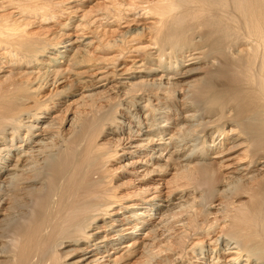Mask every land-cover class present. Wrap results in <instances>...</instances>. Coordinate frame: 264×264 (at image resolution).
<instances>
[{
	"label": "bare ground",
	"instance_id": "bare-ground-1",
	"mask_svg": "<svg viewBox=\"0 0 264 264\" xmlns=\"http://www.w3.org/2000/svg\"><path fill=\"white\" fill-rule=\"evenodd\" d=\"M85 3L0 0V264H129L137 254L133 264H264V0ZM63 13L64 31L35 27ZM136 19L139 28L107 37L110 27ZM133 37L147 42L130 47ZM116 47L117 55L95 56ZM128 54L131 65L120 67ZM199 63L205 70L188 83ZM75 67L86 68L77 72L81 102L57 119L59 102L40 94ZM129 74L139 79L102 86ZM142 100L143 109H134ZM119 114L148 124L153 135L144 139L130 127L129 136H118ZM145 141L163 142L158 159L176 170L175 190L115 194L110 163ZM225 151L234 155L224 159ZM138 230H147L141 240L126 237ZM206 237L217 255L202 262ZM220 242L232 254L224 263ZM74 245L85 255L68 263L65 248Z\"/></svg>",
	"mask_w": 264,
	"mask_h": 264
},
{
	"label": "rangeland",
	"instance_id": "rangeland-1",
	"mask_svg": "<svg viewBox=\"0 0 264 264\" xmlns=\"http://www.w3.org/2000/svg\"><path fill=\"white\" fill-rule=\"evenodd\" d=\"M98 1L99 0H93V1H87L86 0V3H85V5H87L86 9L90 8L93 4H95ZM102 1H104V0H102ZM131 1H143V0H131ZM74 3H76V2H74ZM67 16H68V13H63V15H61L52 24L40 23V24L36 25L35 27L37 28V30H39V26L44 27L45 28L44 31H48L47 33H50V34L56 33L59 30L64 31L61 24L66 22L65 19ZM149 21H146V22L150 23ZM141 23H142L141 21L136 19L135 23L131 22V23L125 24V25H123L124 27H117V26L110 27V30H115V31L107 34V37L109 39L114 38L115 40L120 39V37L125 36L124 33L127 30L131 31L133 29L139 28ZM148 23H145L146 25L144 24V26H150V24H148ZM107 29H109V28H107ZM65 31H67V30H65ZM67 32H69V31H67ZM101 33H102V31H101ZM135 34H136V32L132 35H135ZM137 35H140V34H137ZM144 35L146 38V33H144ZM128 40H129V46L130 47L133 46L134 48H136L137 45H141V44H143L144 41H146V39L136 40L135 37H133L132 39L128 38ZM97 44H95L94 46H96ZM119 50H120V47H116L115 49H111L108 51L103 49V50H99V51L95 52V56L96 57H100V56L111 57V56L117 55ZM131 58L132 57L128 54V56H126V59L121 61L120 67H122L124 65H127V66L131 65L130 64ZM149 64L150 63L148 62L147 65H149ZM205 66H206V64H204V63L195 64V68L197 67L195 73L193 75H190L188 78H186V81L189 83V82H192L193 80H198L200 78V76L202 75V71L205 70ZM84 69H86V68L75 67L74 70H72L71 72L66 74L67 78H61V80L59 82L62 81V83H60V84L57 83L56 85H50V86L48 85V87L43 91V93L40 94L42 99L56 98L55 100L59 102V105H58L59 108L57 109V111H52L54 117L58 116L57 119L60 117H63V116L66 118V116L70 114V111L75 110L76 106L81 102L83 89L81 88V86L79 84V78H81V75L77 76V74H78L77 72L84 70ZM141 74H146V73H141ZM129 76H132V75L129 74V75H123V76H118V77L116 75H112L109 77L110 79L106 80L103 83L104 85H102V86L106 87V85H107V87H110V86L113 87V85H114V86H118V88H119L120 84L117 83L118 79L115 80V78L123 79L124 82H127L129 80L133 81L134 79H137V80L139 79V77H132L131 78ZM125 78H127V79H125ZM57 88H59V89L57 90ZM99 89H101V88H99ZM56 90L59 93L54 97V95L57 93ZM104 93L109 94L110 91L107 92V90H104ZM112 95H114V94H112ZM42 96H46V97H42ZM140 102H141L140 104H136L134 109H137V108L138 109L140 108V110H141V108L143 109V106L145 105L146 100H142ZM124 108H126V106H123V107L120 106L119 113H125ZM65 110H68L67 115L63 114L65 112ZM149 111L150 110H147V109L144 110L143 115L151 114V112H149ZM160 113H161L160 110H157L154 113V116L159 118L160 116H158V115ZM152 115L153 114H151V116ZM54 117L48 118V121H51L52 119H54ZM118 117L124 123L121 125V130H123V131H122V133L118 134V136H121V137L123 135H126V137L129 136L130 127L133 128L134 130L139 129L142 132V135L144 134V136H142V138H144V139L149 138V136L153 135V134H151V132L147 131L149 129V126H147L148 124L142 123L139 126V124H137V122H134L135 120L131 119V117L123 116L120 114L118 115ZM148 119H150V118L149 117L145 118L146 121H148ZM158 121L159 120H157L156 122H158ZM40 122H44V121L40 120ZM128 122H129V124H128ZM33 123H37V122H33ZM64 124H65V126H68V125H66V123L63 122L62 125H64ZM40 125H42V124H40ZM43 125H45V123ZM151 130H152V128H151ZM145 132H148V133H145ZM109 134H111V133H108L107 135L104 136V140L109 138L108 142H110L111 138L113 137L112 134L111 135H109ZM167 136H168V134H165L163 137L166 138ZM40 137L41 136L35 137L34 135H32V138H38L39 139ZM134 139H136V137H134ZM156 139H158V138H156ZM162 141H165V139ZM238 141L242 142V140H238ZM136 142H138V141H136ZM148 142L149 141H145V144H147ZM240 142H237L236 144H238ZM162 143H160V144L159 143H148L147 145H145V147L142 150H140L138 152L135 151L134 153H131V155H128V156L122 154L117 161L115 160V161H112L110 163V165H109L110 168H117L115 170L114 174L112 175L111 179H110V185L112 186V183L114 184L112 187H114L115 194L131 197L135 192H140L143 195V192H149L150 190L156 191V188H157V189H162L164 192L163 195H166L165 191L173 192L175 190L176 186H175L174 182H172V180H173V176H174V173L176 172V170H172L170 166H168V168H167L165 165L166 161L163 159H158V156L160 155L161 151H163L164 146ZM243 144H245V143H243ZM230 145H233V144L230 143L228 146H230ZM3 146H5L4 143L0 144V147H3ZM242 147H243V145H242ZM5 151L9 152L7 150H5ZM19 152H20V149L10 150V153L16 154V155ZM165 152L167 153V151H165ZM235 154H237V153H235ZM229 155L233 156L234 153L228 154L227 151H225L223 153V158L228 159ZM13 156L14 155H12V159H10V161L8 162L7 167L9 166V163H13L16 161V159H15L16 157H13ZM133 159H135V160L140 159V160H144V161L138 162L137 164L130 166V167L121 166L124 164L125 161L133 160ZM207 160L213 162V160L217 161V158L207 159ZM181 163L182 162L180 161L178 163V165ZM170 164L172 167H174L176 165V162H172ZM161 165L164 167V169L158 170L159 169L158 167H160ZM244 165H245V163H244ZM232 170L233 169H230L229 171H232ZM192 178L194 179L195 183H201L202 182V173L199 170H195L192 173ZM192 186H195V185H192ZM211 187L213 190L215 189L214 186H211ZM116 188L118 190H116ZM206 189L209 190L208 184H207V186L201 187V190H206ZM240 199L244 200V197H241ZM137 200H139L141 202L140 199H137ZM134 201H136V200H134ZM130 202H132V201L125 199L124 204H128ZM6 205H9V204H6ZM213 210L215 211V209H213ZM153 212H154L153 214H155V211H153ZM100 223H103V221H101ZM124 223L120 222V225L121 224L123 225ZM153 225H155V224H153ZM148 226H150V225H148ZM145 231H147V230H143V231L138 230V232L134 235L128 233V234H126V237H128V238L136 237V239L139 238V240H141V237ZM218 231H220V228ZM101 235L103 237L104 233L98 234L97 236H95V238L101 237ZM98 239L93 240L92 244L90 246H93V244H95ZM204 239H206V242H204L205 247L203 249L204 253L202 254V256H204L206 253V257H203V259H201L200 261L207 262V261H209V259H213L217 254H216V251L211 250L214 247H212L210 245V242H211L210 238L206 237ZM16 240H18V237ZM125 242H127V240ZM82 245H74L72 247L65 248V251H66L65 255L66 254L69 255V257L66 258L68 263L72 262L74 259H76L78 257L85 255L84 254L85 251L74 253V250H72V248H78V247H81ZM222 246L223 245L220 242V244H218V246L216 247V248L220 249V254H221V257H220L221 259H220L219 263H224L226 259H229L230 257H232L231 253H223ZM214 250H216V249H214ZM91 252H96V251L92 249ZM226 252H229V249ZM88 255L89 254H87V256ZM218 255H219V251H218ZM139 257H140V254H137L134 257H132L131 259H128L127 262L129 264H133V263L137 262ZM10 259H11V257H10ZM90 259H91V257H90ZM226 262L229 263V261H226ZM231 264H233V262H231Z\"/></svg>",
	"mask_w": 264,
	"mask_h": 264
}]
</instances>
